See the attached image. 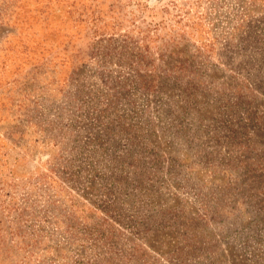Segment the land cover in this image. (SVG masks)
Masks as SVG:
<instances>
[{"label":"rangeland","instance_id":"obj_1","mask_svg":"<svg viewBox=\"0 0 264 264\" xmlns=\"http://www.w3.org/2000/svg\"><path fill=\"white\" fill-rule=\"evenodd\" d=\"M0 264H264V0H0Z\"/></svg>","mask_w":264,"mask_h":264}]
</instances>
